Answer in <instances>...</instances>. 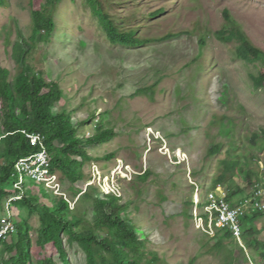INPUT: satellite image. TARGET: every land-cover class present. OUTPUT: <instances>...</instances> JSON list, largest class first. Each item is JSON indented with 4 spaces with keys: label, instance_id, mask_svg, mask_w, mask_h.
<instances>
[{
    "label": "rangeland",
    "instance_id": "rangeland-1",
    "mask_svg": "<svg viewBox=\"0 0 264 264\" xmlns=\"http://www.w3.org/2000/svg\"><path fill=\"white\" fill-rule=\"evenodd\" d=\"M103 1L122 29H133L148 42L138 48L113 46L85 0H61L53 12L54 32L49 40L38 36L28 58L44 80L62 92L54 113L64 111L78 124L87 122L78 138L90 137L99 128L111 129L114 135L97 146L84 145L93 158L82 168L84 181L73 185L57 176L62 198L69 202V219L81 217L83 230L92 228L91 198L81 199L79 194L73 201L71 194L87 189L90 194V186L97 196L111 194L121 204L130 202L129 218L148 236L147 249L166 264H224L223 255L206 252L205 246L212 247L216 238L198 229L188 216L194 215L193 198L199 195L204 201L212 191L222 160H238L254 172V184H264V147L250 141L264 130V89L255 90L251 81L264 68V60L249 64L236 59V43H221L215 33L225 25L226 10L249 42L264 53V0ZM158 10L163 13L150 18ZM31 27L28 0H0V68L9 72L10 80L16 74L12 45L28 39ZM1 131L0 125V135ZM216 146L220 153L208 155ZM239 177L214 196L249 187L245 175ZM23 186L41 206L51 205L54 194L29 179ZM250 189L233 199L244 198ZM3 212L0 206V218ZM202 212L199 208L196 216ZM10 215L18 229L24 223L32 264L41 255L63 264L57 251L51 247L41 251L36 245L42 216L36 205L16 202ZM253 215L245 213L251 221L246 219L243 229L263 244L264 251V216ZM18 235L0 244V264L15 256L7 246L17 243ZM62 240L68 264H86L78 244L68 243L64 236ZM230 242L228 254L231 250L238 256L232 264H257L250 249L243 255L238 244Z\"/></svg>",
    "mask_w": 264,
    "mask_h": 264
},
{
    "label": "trees",
    "instance_id": "trees-1",
    "mask_svg": "<svg viewBox=\"0 0 264 264\" xmlns=\"http://www.w3.org/2000/svg\"><path fill=\"white\" fill-rule=\"evenodd\" d=\"M60 1L28 0L32 30L28 39L17 40L12 45L11 59L16 68L13 80H10L6 69L0 68V125L2 130L0 135V165L2 166L0 168V206L4 210L3 215H5L7 201L22 192V199L18 202H23L29 207L36 205V209L42 214L41 229L36 241L37 247L41 251L51 247V250L57 251L63 264H68L63 248V236L68 239V243L78 244L85 254L86 264H166L165 259L160 258L158 253L147 249L148 236L129 218L130 202L121 204L120 198L111 194L97 196L96 190L90 186V194L88 189L84 193L81 190H74L71 192L73 201L79 194L81 199L91 198L92 200V228L83 230L82 223H85L83 218L69 219L72 213L69 202H66L63 196L51 197V205L41 206L37 197L25 193V188L22 190L13 188L12 174L15 163L19 159L40 151L39 147L30 145L25 134L44 138L43 145L47 152L51 173L56 176L59 174L65 176L73 185L85 180L82 168L87 162L93 160L87 155L84 145L97 146L110 141L114 136L111 129L101 130L99 128L100 130L98 129L90 137L78 138L80 128L87 122L78 124L64 111L54 113V106L61 99L62 92L55 83H47L42 71H39L37 66H33L28 59L29 52L36 46L38 36L49 40L54 32L56 25L53 12L57 2ZM85 5L97 19L111 45L138 48L148 42L139 38L137 31L122 29L113 20V16L104 9L103 0H85ZM162 13L163 10L155 11L150 14V18L160 16ZM223 14L225 25L215 33V38L221 43L235 42V57L242 62L253 64L263 61L264 53L249 42L244 33L231 21L228 11L225 10ZM251 81L255 90L264 89V68L257 75L251 76ZM250 141L254 146L261 145L263 148L264 130L259 134H254ZM256 141L260 144H256ZM219 153L220 148L216 146L208 152V155L215 156ZM218 171L219 174L217 173L211 182L212 189L223 187L228 181H233L235 178L240 179L239 175L244 174L248 181L246 185L251 188V193L243 197L249 198L253 195L252 193L259 192L262 182L260 185H255L256 183L252 182L256 178L254 172L241 167L238 160L233 158L222 160ZM146 175L139 179L144 181ZM246 189L242 191L234 189L228 194V201L230 202L238 194H243ZM91 191L95 192V197L92 196ZM253 216L256 217V215ZM188 218H191V215ZM249 221L251 220L247 219V222ZM15 223L16 234H19L17 243L7 246V251L12 250L15 256L3 264H32L26 245L27 239L24 235V223L20 222L19 229L16 220ZM220 232L214 235L216 243L212 247L205 246L206 252L215 256L221 254L224 264H232L238 256H234L231 250L228 254L226 250L227 243L232 240L231 235L227 232L220 234ZM254 232L257 233L255 229ZM9 240L0 244H7ZM242 240L244 246L250 249L252 255L256 257V263L264 264V251L261 250L263 244L257 241L251 232L246 233L244 229ZM237 249L244 255L242 248L237 246ZM35 264L55 263L51 257L41 255Z\"/></svg>",
    "mask_w": 264,
    "mask_h": 264
},
{
    "label": "built area",
    "instance_id": "built-area-1",
    "mask_svg": "<svg viewBox=\"0 0 264 264\" xmlns=\"http://www.w3.org/2000/svg\"><path fill=\"white\" fill-rule=\"evenodd\" d=\"M26 138L32 147H39L40 151L19 159L15 163L14 172L12 174V179L14 180L13 188L22 190L24 188L23 184L25 179H29L34 185L42 186L46 191H49L55 196H64V194L60 192V183L58 182L57 176L51 173L49 159L43 145L44 138L42 136L29 134H26ZM22 194L21 192L18 195H14L6 203L5 215L0 218V243L7 242L17 233V226L10 212L14 203L22 199ZM208 201L209 206L204 207L203 214L207 215L208 224H210L212 228L209 229L207 227L206 229L212 231L213 228L229 227L232 232L238 236L243 209L241 207L234 209L230 208L225 202L224 196L217 198L214 195H210ZM245 203L248 202L246 201ZM251 206L257 207V204H251ZM194 219L198 221V223L203 222L201 217L196 216V212H194ZM200 227L204 231H207L203 225Z\"/></svg>",
    "mask_w": 264,
    "mask_h": 264
},
{
    "label": "clouds",
    "instance_id": "clouds-1",
    "mask_svg": "<svg viewBox=\"0 0 264 264\" xmlns=\"http://www.w3.org/2000/svg\"><path fill=\"white\" fill-rule=\"evenodd\" d=\"M159 139H160V138H159ZM159 139H156V140L159 141ZM217 155H218V154H217ZM254 188H255V186H254ZM254 188H253V189H254ZM211 189H212V188H211ZM217 191L221 192V188H220V187H217V188H215V189H212L211 192H209L207 195H205V197H204V201H200V200H199V198H200L199 195H198L197 197L195 196V197L193 198V201H196V199L198 198V199H197L198 204L195 205V206L193 207V211H192V212L194 213V212H196L199 208L204 209L205 206H209L208 197H209L210 195H214V193L217 192ZM223 192H224V191H223ZM224 193H225V192H224ZM228 194H230V192H227V193H225V194L223 195V196H224V200H225V202L227 203V205H229L230 208H232V209H234V208H238V207H241V208L243 209V216H242V219H241V221H240V231H239V235L236 236V235L232 232V230H231L229 227L213 228L212 231L207 230L206 228L208 227V217H207V215L203 214V212H202V215L199 216V217L202 218V221H203L201 224H202L203 227L207 230L206 232H210V233L212 234L213 237H214V235H215L218 231H221L220 234H223L224 232H227L228 234L231 235V239H232L235 243L238 244L237 246L240 247V248H242L243 251H246L248 248L244 246V243H243V240H242L243 224H244L245 220L247 219V217H246L244 214H245V213H249V212H251L252 208L254 207V206H251V204H252V205L257 204V208L264 207V197L259 196L258 193L255 192V193H254V196H253V199L250 200V201H247L248 203H245L246 200H245L244 198H241V199H232V200L229 202V201H228ZM262 195L264 196V193H262ZM215 197H217V198H221L222 196H215ZM201 205H202V207H201ZM252 212H253L254 215H256V217L258 216V213H257V210H256V209L253 210ZM262 216H264V215H262ZM262 216H261V217H262ZM256 217H254V218H256ZM204 218H206V219H204ZM191 219L194 221L195 226H196L198 229H201V227H199V223H200V222L198 223V221H196V220L194 219V215H191ZM249 220H251V219L249 218ZM249 222H250V221H249ZM249 222H247V223H249ZM213 226H214V225H213ZM212 236H211V237H212ZM246 248H247V249H246ZM244 254H245V252H244Z\"/></svg>",
    "mask_w": 264,
    "mask_h": 264
},
{
    "label": "bare ground",
    "instance_id": "bare-ground-1",
    "mask_svg": "<svg viewBox=\"0 0 264 264\" xmlns=\"http://www.w3.org/2000/svg\"><path fill=\"white\" fill-rule=\"evenodd\" d=\"M26 135V134H25ZM263 183V182H262ZM257 185V184H256ZM260 185V184H259ZM262 185H264V184H262ZM262 187V186H261ZM261 187L259 188V190H261V191H263L264 192V189H261ZM257 190V189H256ZM255 191V190H254ZM258 191V190H257ZM222 192V191H221ZM253 192V191H252ZM253 195L252 196H250L249 198H245V200L246 201H250V200H252L253 199V196H254V193H252ZM258 195L259 196H261V194L258 192ZM262 197H264L263 195H262ZM198 204V202L196 201H194V205H197ZM257 210V212H260V213H263L264 212V207H260V208H257V207H253L252 208V210H251V213L253 214V210Z\"/></svg>",
    "mask_w": 264,
    "mask_h": 264
}]
</instances>
